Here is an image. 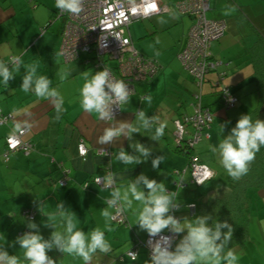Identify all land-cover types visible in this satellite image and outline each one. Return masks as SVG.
I'll use <instances>...</instances> for the list:
<instances>
[{
  "label": "crops",
  "instance_id": "crops-1",
  "mask_svg": "<svg viewBox=\"0 0 264 264\" xmlns=\"http://www.w3.org/2000/svg\"><path fill=\"white\" fill-rule=\"evenodd\" d=\"M38 1L39 4H33V11L30 12L29 3H32L33 0H0V61L7 63L10 56L19 55L26 66L27 62H33L27 61L30 56L35 55L37 57L40 53L44 56V47L49 41L47 30L50 26L47 27V23L51 18V4H45L43 0ZM228 1L209 0V7L206 12L207 18L224 19L226 22L225 33L219 38L221 41L215 45L210 43V52L216 60L219 57V52L234 45L238 46L235 59L244 56L246 51L248 54L249 45L256 39V35L250 27H254L264 36V7L262 3L253 5L255 0H249L250 4L248 0ZM257 1L260 2L261 0ZM160 4L167 6L169 11L140 19V21L147 19L150 22L153 20L156 26L142 32L138 24H135L138 21L136 20L129 24L128 33L135 48V40L131 32L134 26L138 30L139 39L147 35L152 37L154 34L170 31L172 35L173 33L176 35L173 47L178 58V52L184 43L192 18L188 15H180L176 11L174 14L171 5L163 0H160ZM255 10L258 11L256 16L254 15ZM27 12L33 17L32 33H23L22 31L23 20L21 18ZM163 13L167 14L161 17L160 15ZM161 19L167 22L160 23ZM50 35L54 39L53 47L57 48L60 31L57 35L50 32ZM159 48L161 47L158 45V50ZM32 50L35 53H31ZM81 54L85 55L82 59L79 58ZM86 55L80 53L75 59L65 62L57 51L52 50L48 56H45L49 59V67L38 69V75L48 77L52 86L57 87L64 98V111L59 120L54 119L55 109L49 101L38 98L33 92L26 93L20 87L21 77L24 75L23 68L19 73H16L15 79L9 81L8 88L0 83V110L3 113H11L15 117L13 122L0 127V244L4 243L2 239L4 235L3 247L10 255L14 254L20 257L22 264H28L21 257L23 249H20L18 244L9 246L15 241V237L31 231L27 227L29 219L22 214V211L29 208L33 209L34 218L32 220L39 226L43 237L48 239L53 229L43 225L42 221L47 218L40 213L38 205L44 203L43 211L47 213L54 211L55 205L61 201L75 214L73 219L78 229L89 234L99 228L105 232V238L112 246V252L107 255L99 251L94 254L91 264H149L147 251L142 245L137 247L136 260L131 261L126 256L128 250L134 248L138 242H143L147 236L145 231L139 230L138 226L134 224L136 210L140 205L134 202L132 209L124 212V223L116 224L107 221L111 231L107 230L103 211L107 208L106 201L110 198L113 189L101 188L96 185L91 181L92 176H102L107 171L115 173L118 177L116 186H126L130 179H134L141 173L158 182L163 181L169 191L179 193L178 199L181 207L178 209V216L179 218H186V220H192L199 215L200 203L214 193L213 187L216 186L214 183H207L206 186L211 190L209 189L205 193L202 186L198 188L190 182L187 171L188 157L179 150L183 148L176 144L174 138L173 121L181 114L192 112L194 95L198 92V87L188 72L184 69L187 74L180 70H177V73L174 71L168 73L167 67L159 74L162 69L159 66L150 79L136 82L133 85L130 103L122 106L123 110H120V114L115 117V120H132L135 123V113L143 109L146 115L157 121V124L166 122L171 127V131L157 142L149 138L154 129L153 131L142 129L141 134L134 133L133 139L135 141L151 147V156L144 163L134 166L123 165L116 161V155L121 147L130 154H134V150L129 147V143L132 142L121 137L110 145L97 144L98 136L109 125L107 122L100 121L95 113L89 114L81 107L80 89L85 82L84 71L89 73L99 71L93 63L86 62V60L91 59V56L87 55L86 58ZM141 55L143 56V54ZM237 62L238 60L231 63L229 60L226 63L227 68L217 67L216 70L207 74L204 82L206 88L203 90V84L200 90L202 105L209 106L212 110L215 99L218 101L217 89L213 87V82L219 72H225L221 84L231 88L247 77L252 80L250 61L246 60L245 64L243 61ZM65 71L70 74L61 82L60 73ZM162 84L175 87L176 96L173 97L170 105L165 104L164 106L162 104L164 99L163 88L162 93L155 94L160 90ZM233 91L235 92V89ZM145 96L151 97L150 104L147 100L141 103V99ZM154 97H159L156 103L153 101ZM203 100H206L204 101L206 103L203 104ZM221 108L222 110L213 111L217 116L225 118V121L227 118L230 119L224 112L226 109L222 106ZM236 109L237 104L229 113L235 115ZM241 110L243 112L245 107H242ZM16 125L26 127L22 140L30 142L32 150L28 154L16 150L10 154L7 161H4L1 157L5 146L4 137ZM217 125L220 126L221 122L218 121ZM211 129H213L212 126L210 131ZM165 130L168 129L165 128ZM226 131L230 133L231 130L227 129ZM215 132L217 133V129ZM222 134L221 132L220 136ZM221 139L222 137L216 136L214 144L217 145ZM210 140L211 137L205 140L204 148H202V144L198 145L200 146L198 151L195 148L200 141L195 143L193 147L201 161L211 169L212 167L206 163L202 154V152L211 153L210 145L207 144ZM80 141L88 150L84 159L79 156L77 151ZM100 149L107 150L109 155L100 156ZM158 155H164L165 161L157 169H153L151 159ZM212 171L216 175L215 169L212 168ZM64 173L66 181L64 185H60L59 180L64 178ZM190 184L200 191L191 189ZM255 195L256 198L252 201V209L249 214L247 242L242 248L231 249L238 256L237 264H264V191H257ZM191 204L196 206L193 213L188 208ZM109 211L113 213V209H109ZM130 225L132 226L129 228ZM56 230L63 231V227L57 223ZM182 235H178L177 240L173 243V248ZM48 255L56 261V264H84L81 258L62 254L56 249L49 251Z\"/></svg>",
  "mask_w": 264,
  "mask_h": 264
},
{
  "label": "clouds",
  "instance_id": "clouds-1",
  "mask_svg": "<svg viewBox=\"0 0 264 264\" xmlns=\"http://www.w3.org/2000/svg\"><path fill=\"white\" fill-rule=\"evenodd\" d=\"M55 8L61 13L80 15L84 11V0H55ZM174 15V14H173ZM166 23L164 19L159 21ZM24 70L21 77L20 87L24 92H33L38 98L49 101L55 109V120H59L64 111V98L57 87L52 86L51 80L38 75L37 65L25 66L19 55L10 56L7 63L0 61V83L8 88L9 81L15 79L16 73ZM70 73H60L61 82ZM84 80L80 89V103L82 109L89 113H95L100 121L107 122L102 134L97 138V144L110 145L121 137L127 139L129 147L134 154L125 151L123 147L116 155V161L123 165L134 166L146 162L151 156L150 146L135 141L134 133L153 131L149 137L157 142L164 135L166 122H159L146 115L143 109L135 113V123L128 120L116 121L114 112L116 109L123 110L122 106L130 103L131 90L128 83L115 79L107 69L95 73L84 71ZM145 100L151 103V97L145 96ZM115 106V107H114ZM224 126L220 130L224 134L219 143L210 145V150L219 156V163L233 180H239L249 171L256 154L264 147V120H253L248 114L241 115L230 133L225 134ZM107 152L100 149V156ZM165 161L164 155L152 157L153 169H157ZM208 180L213 179V174H204ZM117 175L109 172L102 181L104 187L113 189L110 198L106 201L107 208L103 211L106 219L105 228L111 231L107 221L114 219L109 209H115L123 214L132 209L133 203L137 202L140 207L136 210L135 225L139 230L145 231L150 237L149 264H237L238 256L228 247L232 239L233 227L227 221H212L209 214L197 215L192 220L177 218L172 214L181 207L179 193L169 191L163 181L158 182L150 179L143 173L134 179H130L126 186L117 185ZM203 184V180H196ZM123 189V190H122ZM44 203L38 205L39 211L46 220L42 221L45 227L53 229L48 239L40 233L39 226L31 219L27 227L31 231L24 232L15 237V241L9 246L18 244L23 249V259L28 264H56V261L48 255V252L56 249L62 254L76 256L82 259L84 264H91L94 254L98 251L105 255L112 252L111 244L105 238V232L97 228L86 234L78 229L74 223L75 214L65 207L64 203L58 202L54 211L45 213ZM57 223L63 227V231H57ZM132 224V225H134ZM130 225L129 228L132 226ZM226 229V231H222ZM167 230L172 235H162ZM183 234L173 249L175 236ZM5 243V237H2ZM0 244V264H22L20 257L10 255ZM228 249L227 251H225ZM133 254V259L137 255Z\"/></svg>",
  "mask_w": 264,
  "mask_h": 264
},
{
  "label": "built area",
  "instance_id": "built-area-1",
  "mask_svg": "<svg viewBox=\"0 0 264 264\" xmlns=\"http://www.w3.org/2000/svg\"><path fill=\"white\" fill-rule=\"evenodd\" d=\"M208 7L209 0H177L172 6L178 14L192 18L178 58L198 87V92L194 95L192 112L181 114L173 121L175 142L182 148H192L200 141L204 128L211 120L208 110L201 106L200 90L204 75L222 64L212 56L210 43L223 36L226 25L223 20L207 18ZM166 11H169V8L161 6L160 0H84V11L78 16L61 13L56 9V19L62 21L59 54L65 62L75 59L80 53L87 54L91 56V59L86 60L87 63H93L98 70L107 69L115 79L128 83L129 89L132 90L136 82L150 79L159 66L154 60L142 56L135 50L128 26L133 21ZM219 94L226 108L235 106L236 97L227 88L223 87ZM118 114L120 109L115 110L114 118ZM14 120L12 114L2 113L0 110V127ZM25 132L26 127L16 125L5 137V151L1 155L4 161H7L10 154L16 150L26 154L32 150L31 143L22 140ZM77 151L84 159L88 150L82 141L79 142ZM105 151L109 155V152ZM187 171L190 182L198 187L209 181L205 178V173L211 172L214 176V172L197 155L189 158ZM109 172L102 176H92L91 181L101 188H107L103 186L102 181ZM65 178L64 173V178L59 180L60 185L65 184ZM196 180H203V184H198ZM188 208L192 213L196 209L194 204ZM22 214L28 219L34 218V211L31 208L23 210ZM113 216L111 222L124 223V213H117L113 209ZM162 235L172 234L165 230ZM177 237L178 235L175 236L173 243ZM149 239L147 235L143 242H138L134 248L128 250L126 256L134 261L132 253L137 255V247L142 245L150 260Z\"/></svg>",
  "mask_w": 264,
  "mask_h": 264
},
{
  "label": "rangeland",
  "instance_id": "rangeland-1",
  "mask_svg": "<svg viewBox=\"0 0 264 264\" xmlns=\"http://www.w3.org/2000/svg\"><path fill=\"white\" fill-rule=\"evenodd\" d=\"M46 3L51 4L50 9L51 10H55V0H43ZM165 3H169L171 5V7L173 6V2H175L176 0H163ZM255 4L253 5H259L260 3H262L263 7H264V0H261L260 2H258L257 0H255ZM38 0H33L32 3H29L30 6V12L33 11L32 5L33 4H39ZM248 3L250 4L249 0ZM175 12V10L173 9V13ZM258 13L257 10H255L254 15L256 16ZM167 13H163L160 16H166ZM176 14V13H174ZM32 15L27 12L25 13L24 17L21 18V20H23V26H22V31L23 33H27V32H33V19H32ZM54 18H50V20L52 21V24L50 25V27L48 28L47 32H49L47 34L49 41L47 42V44L44 47V51H43V55H41V53L36 57L35 55H33L32 57L30 56V58L27 61H33L32 63H28L27 65H32L35 64L37 65V69L39 68H45V67H49V59L46 58L45 56L49 55V52L51 53L52 50L57 51L59 53V46H60V40L61 37L59 36V42H58V47L55 48L53 47L54 44V39L53 37L50 35V32H52L53 35H57V33L59 31H61L62 28V21L59 19H54ZM135 24H138V27H140L142 29V32H144L146 29H150L153 26H156L153 22V20H151V22L147 19L144 20H138ZM149 26V27H146ZM146 30V31H148ZM132 32V36L135 40V48L136 50L143 54V56L152 59L156 62V64L158 66H160L162 69L160 70L159 74H161L162 70L164 68H167V71L169 70L168 73H170L171 71H174L175 73H177V70H180L181 72H183L184 74H187L186 71L184 70L183 66L181 65V63L179 62L177 55L174 53V47L173 44L175 43L176 40V35L173 33L169 32H161L158 34H154L152 35V37H150V35H147L146 37H143L141 39H139V37L137 36V32L138 30L135 28V26L132 28L131 30ZM143 34V33H142ZM221 39H217L211 42V44L215 45L216 43L220 42ZM139 43V44H138ZM158 45L161 47L158 50ZM230 46L228 48H225L224 51L219 52V57L217 58V60H219L222 64L218 66V68H227L226 63L229 62V60H231V63H234V61L238 60L237 63H240L239 61H243L244 64L246 62V60L249 62V57L246 51V54L244 56L238 57V58H234L236 55V51H238V46ZM245 52V51H244ZM31 53H35L34 50L31 51ZM44 57V58H43ZM85 55L81 54L80 55V59L84 58ZM88 56L86 55V58ZM224 63V64H223ZM44 66V67H43ZM229 66V65H228ZM251 68V67H250ZM167 73V74H168ZM167 83V82H165ZM206 84V83H205ZM204 84V88L203 90L206 88ZM162 88H163V94H164V99L162 104L165 106V104L170 105L171 102L173 101V97L176 96L175 94V87L171 86V85H165L162 84L160 90L158 92H156L155 94H160L162 93ZM232 89H235V93L238 97V103H237V109H236V114L233 115L232 113H229L232 109L226 110L224 112H226L227 117H230V119H234L240 115H242L243 113H248L249 111H251L252 109H254L257 106V100H258V92L255 90V85L253 83V81L251 80L250 77L245 78L244 80H242L240 83H238L237 85H235ZM197 92V89H196ZM159 97H154L153 101L156 103V100ZM216 98V97H215ZM206 100H203V104L206 103L204 102ZM214 105L212 107V112H213V123H212V127L213 129H211L210 134H211V140L209 142H207V144L215 146L214 141L216 140V136L217 137H223V134L220 136L221 134V130H220V126L217 125V122L220 121L221 125L225 126L224 128V133L228 134V131H226L227 129L231 130L232 126L227 123L225 121V118H222V116H217V114H215V112L213 110H219L221 108V103L217 101V99H215V103L212 104ZM245 107V110H243V112H241V108ZM221 117V118H220ZM217 127V128H216ZM168 130L164 131V135H166L167 133L169 134L171 131V127L167 125L166 127ZM217 129V133L215 132V130ZM220 132V134H219ZM163 135V136H164ZM216 135V136H215ZM172 136V135H171ZM202 144V148H204V144H206L205 141L200 142L199 144L196 145V151H198V149L200 148V146ZM175 145V144H174ZM203 159H205L206 163L212 167L213 169H215V171L217 172L214 179L211 180L209 183H214V184H225L226 180L229 178L228 174L226 173V171L223 169V167L220 165L219 163V156L215 153H213L211 151V153L208 152H202ZM185 158V157H183ZM187 158V157H186ZM185 158V159H186ZM211 168V170H212ZM189 187L192 189H194L195 191H200L198 189L195 188V186L193 187L191 184L189 185ZM206 186H202V190L205 189ZM201 190V191H202ZM256 190H251L252 193H254ZM258 192H263L262 190H257ZM250 192V193H251ZM174 249V248H173ZM23 257V254L22 256Z\"/></svg>",
  "mask_w": 264,
  "mask_h": 264
},
{
  "label": "trees",
  "instance_id": "trees-1",
  "mask_svg": "<svg viewBox=\"0 0 264 264\" xmlns=\"http://www.w3.org/2000/svg\"><path fill=\"white\" fill-rule=\"evenodd\" d=\"M227 2L229 1L227 0ZM55 13H56V8L55 10L54 9L51 10V18L56 19ZM216 20H223L225 22L224 19H216ZM50 24H51V20L47 23V27L50 26ZM250 28L256 35V39L248 47V55H249L250 67L252 71V80L255 85V90L258 92V100H257V106L254 109H252L248 113H243L242 115L248 114L249 116L252 117L253 120L257 118L264 120V36L254 27H250ZM60 37H61V31H60ZM208 73L204 75L202 86L206 81L205 77L207 76ZM224 75L225 72H219L217 74L216 80L213 82V87L217 89L216 93H217L218 101L221 103V106L224 109L228 110V108H226L225 106L224 100L220 97L219 94L220 90L223 87L227 88L232 93V95L236 97L235 106L238 102V97L230 86L221 84ZM201 106L202 108L208 110V112L211 115V120L208 126L204 128L202 133L203 136L200 142L208 140L211 137L210 128L213 122V112L211 108L209 106H204L202 104ZM240 116L231 120L226 119V121L232 127H234L236 121ZM7 135H9V133ZM205 135H207V137H205ZM5 137H4V141H5ZM179 150L186 154L188 160L192 155H197L199 157V155L194 152L195 151L194 147L192 148L183 147V149H179ZM4 151H5V146L3 152ZM211 180L205 182L202 186H206L207 183L210 182ZM200 187L201 186H199L198 188ZM209 189L210 188L206 186L203 191H205L206 193ZM213 190L214 193H212V195L208 196L202 201V203H200V208L198 213L199 215H204V214L211 215L212 216L211 222H214L217 219L219 221H227L229 224H231L233 227V232H232V239L229 242L228 247H230V249L242 248L248 239L249 214L251 213V209H252V201L256 198L255 193L257 192V190L264 191V147H262L260 151L256 154L255 159L251 163L249 167V171L246 175H244L239 180H233L231 177H229L225 184L216 185L213 187ZM251 190H256V191L252 193ZM172 213L177 218H179L178 210H175ZM222 231H226V229ZM227 250L228 249H226L225 251Z\"/></svg>",
  "mask_w": 264,
  "mask_h": 264
}]
</instances>
